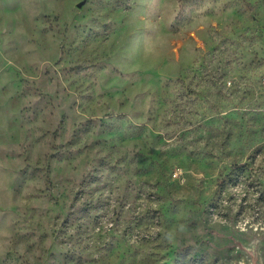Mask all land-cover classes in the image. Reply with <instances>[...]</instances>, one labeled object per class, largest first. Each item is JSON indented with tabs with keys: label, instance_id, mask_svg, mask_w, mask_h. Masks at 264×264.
<instances>
[{
	"label": "clouds",
	"instance_id": "1",
	"mask_svg": "<svg viewBox=\"0 0 264 264\" xmlns=\"http://www.w3.org/2000/svg\"><path fill=\"white\" fill-rule=\"evenodd\" d=\"M0 264H264V0H0Z\"/></svg>",
	"mask_w": 264,
	"mask_h": 264
},
{
	"label": "rangeland",
	"instance_id": "2",
	"mask_svg": "<svg viewBox=\"0 0 264 264\" xmlns=\"http://www.w3.org/2000/svg\"><path fill=\"white\" fill-rule=\"evenodd\" d=\"M80 19L83 20L84 18L82 17V18H80ZM71 57H72V53L69 52V53H68V58L71 59ZM149 178H151V177L149 176Z\"/></svg>",
	"mask_w": 264,
	"mask_h": 264
}]
</instances>
